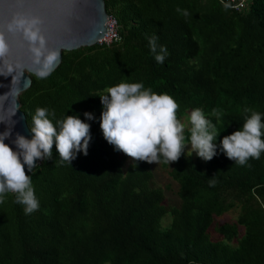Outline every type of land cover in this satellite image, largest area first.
<instances>
[{
    "label": "trees",
    "instance_id": "trees-1",
    "mask_svg": "<svg viewBox=\"0 0 264 264\" xmlns=\"http://www.w3.org/2000/svg\"><path fill=\"white\" fill-rule=\"evenodd\" d=\"M104 3L119 39L64 50L51 75L30 74L18 96L28 127L46 108L54 125L78 116L91 139L71 164L54 143L51 158L28 173L38 210L26 215L13 194L0 203V264H264V152L240 166L220 146L251 114L245 109L264 122V0H247L241 11L225 10L222 0ZM153 36L157 52L167 48L163 64L150 50ZM121 82L172 96L178 119L201 109L220 133L210 161L184 148L178 161L161 162L178 204L166 202L170 185H154L151 163L125 165L103 136L98 95ZM230 210L234 220L216 222Z\"/></svg>",
    "mask_w": 264,
    "mask_h": 264
},
{
    "label": "clouds",
    "instance_id": "clouds-1",
    "mask_svg": "<svg viewBox=\"0 0 264 264\" xmlns=\"http://www.w3.org/2000/svg\"><path fill=\"white\" fill-rule=\"evenodd\" d=\"M222 3L225 10L232 6L223 0ZM184 15H188L187 11H184ZM43 23L38 15L15 12L5 28L0 30V75L12 76L10 91L0 98L4 101L13 98L9 117L12 123L8 130L0 133V203L9 194H13L15 202L24 206L26 215L39 208L28 174L38 167L36 160L51 158L55 143L60 160L71 164L77 152L83 151L87 155L91 139L90 125L78 116L66 115L65 119L57 120L54 125L49 119L48 109L37 108L32 117V125L29 126L32 137L29 139L17 133L14 140L17 150L5 143V139L11 135V125L15 123L11 118L19 108L14 98L19 95L20 79L26 72V65L21 60L9 58L12 46L7 34L19 37L21 46L26 48L31 64L34 65L29 70L31 74L36 79H46L58 65L61 52L49 46L42 29ZM157 39L155 36L149 38V47L155 54L156 62L163 64L168 52L163 45L157 52ZM107 93L98 95L103 106L100 118L103 136L117 151H122L134 161L170 164L178 161L187 144L191 145L189 156L195 151L200 158L210 161L217 154L215 141L220 133L205 118L201 109L191 111L188 117L190 134L186 136L185 125L177 118L179 105L172 96L157 94L146 89L142 83L125 82L108 88ZM245 112L251 114L245 117L242 127L220 141L221 150L227 158L240 166L246 165L249 158L259 159L264 152V139L261 138L264 136L262 114L251 109H245ZM84 115L89 120L95 118L90 112ZM210 183L214 185V181Z\"/></svg>",
    "mask_w": 264,
    "mask_h": 264
},
{
    "label": "water",
    "instance_id": "water-1",
    "mask_svg": "<svg viewBox=\"0 0 264 264\" xmlns=\"http://www.w3.org/2000/svg\"><path fill=\"white\" fill-rule=\"evenodd\" d=\"M15 12L38 15L43 19L42 29L48 38L49 46L60 49L59 63L64 50L93 45L99 42L107 31L108 14L104 0H0V30L5 28ZM7 35L12 46L9 58L19 59L26 65V72L23 73L19 83L20 94L31 85L29 70L34 68V65L31 64L26 48L21 46L19 37ZM11 81V75L7 77L0 75V97L10 91ZM18 96L14 99L19 108L11 118L15 123L11 125V135L5 139V143L14 150H17L14 143L17 133L29 139L32 137L25 114L20 108ZM12 99L9 97L8 101H4L0 98V121L7 122H0V133L8 130L9 124L12 123L9 119L13 107ZM38 161L36 160V164ZM25 170L27 172V165Z\"/></svg>",
    "mask_w": 264,
    "mask_h": 264
},
{
    "label": "rangeland",
    "instance_id": "rangeland-1",
    "mask_svg": "<svg viewBox=\"0 0 264 264\" xmlns=\"http://www.w3.org/2000/svg\"><path fill=\"white\" fill-rule=\"evenodd\" d=\"M178 120L185 125V129L191 128V124L189 122L188 116H183V117L179 118ZM190 147H191L190 144H187L185 147V152L187 155H188V151H189ZM190 156H192L194 158L196 156V152L193 151ZM131 160H132V158L126 155L125 165L127 163L131 162ZM151 165H152V168L154 171V185L155 186H161V187H166V186L170 185L169 189H167L165 192L166 202L169 204H178L179 199L175 193V191L177 189L176 182L171 179V177L168 175V173L166 172V169L162 166L161 163L157 164V163L153 162V163H151ZM236 216H237V211L236 210H230V211L226 212L225 214L216 217V222L231 221V220H234L236 218ZM169 220H170V217L168 215H166L163 218V225H167L169 223ZM210 231H211L213 238L217 237L216 233L213 231L212 228ZM233 242H235V241H233Z\"/></svg>",
    "mask_w": 264,
    "mask_h": 264
},
{
    "label": "built area",
    "instance_id": "built-area-1",
    "mask_svg": "<svg viewBox=\"0 0 264 264\" xmlns=\"http://www.w3.org/2000/svg\"><path fill=\"white\" fill-rule=\"evenodd\" d=\"M223 1L230 3L232 5L231 8L237 11L243 10L247 4V0H223ZM118 39H119V34L116 29V21L111 15H108L106 35L99 42L110 44L111 42L116 41Z\"/></svg>",
    "mask_w": 264,
    "mask_h": 264
},
{
    "label": "bare ground",
    "instance_id": "bare-ground-1",
    "mask_svg": "<svg viewBox=\"0 0 264 264\" xmlns=\"http://www.w3.org/2000/svg\"><path fill=\"white\" fill-rule=\"evenodd\" d=\"M105 35H106V33H105ZM105 35H104V37H105ZM104 37H103V38H104ZM101 39H102V38H100L99 41H100Z\"/></svg>",
    "mask_w": 264,
    "mask_h": 264
}]
</instances>
